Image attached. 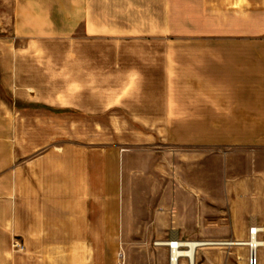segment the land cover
Masks as SVG:
<instances>
[{
    "label": "crops",
    "instance_id": "1",
    "mask_svg": "<svg viewBox=\"0 0 264 264\" xmlns=\"http://www.w3.org/2000/svg\"><path fill=\"white\" fill-rule=\"evenodd\" d=\"M63 1L70 13L53 16L19 14L45 4L12 0L0 27V264H116L134 232L145 264H168L157 243L204 242L211 198L234 209L250 189L213 192L208 159L167 156L264 150V0H253V39L183 41L163 39L168 0ZM48 35L72 36L73 61L21 62L34 46L18 40ZM146 40L155 45H128ZM13 238L24 253L10 251Z\"/></svg>",
    "mask_w": 264,
    "mask_h": 264
},
{
    "label": "rangeland",
    "instance_id": "2",
    "mask_svg": "<svg viewBox=\"0 0 264 264\" xmlns=\"http://www.w3.org/2000/svg\"><path fill=\"white\" fill-rule=\"evenodd\" d=\"M39 1L45 4L39 12V8L19 6V14L35 15L42 13L56 16L70 13L69 6L64 5L65 1L63 0ZM61 2L62 5H57ZM11 3L13 4L12 0H0V27L8 22L3 17L15 9ZM167 15V34L163 36L165 40L253 39V0H168ZM4 35V32L0 33V36ZM74 45L72 36L64 39L48 35L37 40L19 39L17 42L19 49L25 46H34L31 54L19 55V57L23 58L21 62L35 64L71 62L73 61V54L70 48ZM97 45L104 47L105 45L118 44L107 40H98ZM128 45L154 46L155 44L146 40L138 43L131 42ZM60 116L62 115L60 114ZM73 120L72 114L65 115V121L68 124H72ZM99 121L103 124L106 122L105 119ZM175 151H177L176 155L167 156L168 161H172V165H182L187 157L206 158L210 161L206 173L209 174L207 181L213 192H215L214 188L217 185L220 186L218 190L222 189L224 184L228 186L242 182L250 185L249 191L233 197V201L237 203V207L234 209L223 205L218 207V204H222L219 202L220 199L211 198L209 202V224L202 239L205 242L214 243V245L197 249L195 256V264H248L249 249L245 246H235L234 243L248 240V230L252 223L258 227H264V199L256 200L253 198V188L258 193H264V150L235 149L232 146H225L206 149L178 148ZM172 165H169L168 169L173 172ZM169 170L168 173H170ZM180 174L184 176L183 172ZM183 179L182 177L181 181ZM171 180V177L163 175V183L169 184ZM224 200L226 203L230 201L227 198ZM234 218L240 219L243 229H237L236 225L232 227L237 221ZM134 233L135 235H131L130 245L118 249V254L115 256L116 264H145V257L140 251L144 248L135 245L142 236L137 232ZM259 239L264 240V233L259 235ZM182 241L186 240L182 239ZM155 242L157 241L152 240L149 247L146 248L155 250ZM11 243L10 251L13 254H20L12 251ZM154 252L156 254V251ZM151 261L153 264H158L157 255L151 254ZM256 261L257 264H264V250H259ZM180 264H186L185 260H181Z\"/></svg>",
    "mask_w": 264,
    "mask_h": 264
},
{
    "label": "bare ground",
    "instance_id": "3",
    "mask_svg": "<svg viewBox=\"0 0 264 264\" xmlns=\"http://www.w3.org/2000/svg\"><path fill=\"white\" fill-rule=\"evenodd\" d=\"M252 233L249 234L248 230V240L246 241H239L234 243L235 246H242V247H247L249 249V254L255 258H257V254L260 249L264 250V240L259 239L258 235L256 234L257 232H262L264 233V227H258L255 225V223H252ZM165 246L164 243H157V246ZM208 245H214V243H209V242H203V241H190V242H183V246L186 247L184 250H178L174 252L173 255V264H179L178 257H183L186 258L189 262V264H195V256H196V250L198 248L208 246ZM217 245V244H215ZM185 260V259H184ZM257 263V261H256Z\"/></svg>",
    "mask_w": 264,
    "mask_h": 264
},
{
    "label": "built area",
    "instance_id": "4",
    "mask_svg": "<svg viewBox=\"0 0 264 264\" xmlns=\"http://www.w3.org/2000/svg\"><path fill=\"white\" fill-rule=\"evenodd\" d=\"M251 233H252V227L249 228V234H251ZM261 233L262 232H257L256 234L259 237V235ZM164 244H165V246H166V248L168 250V264H173V260L172 259H173V255H174L175 251L186 249V247L183 246V242L180 241V240H171V241H168V242H166ZM11 249L15 253H24V251H25V248H24L22 242L19 239H17V238H14L12 240ZM182 259L187 260L186 258L178 257L179 264H180V261ZM187 262H188V260H187ZM188 264H189V262H188ZM248 264H257L255 256L252 257L249 254Z\"/></svg>",
    "mask_w": 264,
    "mask_h": 264
}]
</instances>
